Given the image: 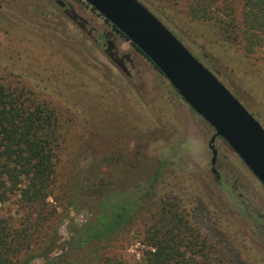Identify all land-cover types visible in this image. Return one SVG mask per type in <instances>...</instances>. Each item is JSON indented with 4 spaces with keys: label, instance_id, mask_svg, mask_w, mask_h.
<instances>
[{
    "label": "rangeland",
    "instance_id": "374dc122",
    "mask_svg": "<svg viewBox=\"0 0 264 264\" xmlns=\"http://www.w3.org/2000/svg\"><path fill=\"white\" fill-rule=\"evenodd\" d=\"M139 1L264 127V39H254L246 50L245 42L223 41L217 25L192 20L183 3ZM0 82L32 92L60 122L49 200L57 211L55 251L30 264H47L67 251L75 228L95 212L88 197L93 189L103 188V198L120 204L121 194H136L156 171L154 203L111 241L79 255L78 264L139 263L162 201L222 250L220 264H264V187L220 138L213 143L221 175L215 178L208 149L213 129L89 4L0 0ZM0 209L3 215L14 211L8 205Z\"/></svg>",
    "mask_w": 264,
    "mask_h": 264
},
{
    "label": "trees",
    "instance_id": "16d2710c",
    "mask_svg": "<svg viewBox=\"0 0 264 264\" xmlns=\"http://www.w3.org/2000/svg\"><path fill=\"white\" fill-rule=\"evenodd\" d=\"M162 1L183 3L192 20L217 25L223 41L245 42L246 50L253 46L254 39H264V0ZM236 4L240 5L238 13ZM68 17L81 28L72 13ZM60 139V122L53 108L38 102L23 87L0 82V204L14 207L9 215H3L0 209V264H30L34 258L54 254L56 231L52 223L57 211L49 200L54 195ZM159 177L156 171L146 187L139 185L136 194H121L124 200L120 204L103 198V188L93 189L88 194L95 201L90 221L76 227L67 251L51 257L47 264H78L79 255L88 249L92 253V248L111 241L129 219L154 203L153 189ZM157 208V228L146 235L142 260L136 264L223 262L222 250L215 248L187 215L167 201Z\"/></svg>",
    "mask_w": 264,
    "mask_h": 264
},
{
    "label": "water",
    "instance_id": "95a60500",
    "mask_svg": "<svg viewBox=\"0 0 264 264\" xmlns=\"http://www.w3.org/2000/svg\"><path fill=\"white\" fill-rule=\"evenodd\" d=\"M124 35L264 187V129L229 90L138 0H83ZM213 169V168H212ZM215 171V170H214Z\"/></svg>",
    "mask_w": 264,
    "mask_h": 264
},
{
    "label": "flooded vegetation",
    "instance_id": "af4514ba",
    "mask_svg": "<svg viewBox=\"0 0 264 264\" xmlns=\"http://www.w3.org/2000/svg\"><path fill=\"white\" fill-rule=\"evenodd\" d=\"M57 3L60 5V7L61 8H63V9H65L66 8V5L64 4V3H62V2H60V1H57ZM65 11V13H70V12H72V11H69L67 8L64 10ZM107 44H109V41L107 40ZM105 53H107L109 56L111 55V53H110V49L109 48H107V49H105ZM111 57V56H110ZM213 147H214V145H213ZM208 149H209V146H208ZM214 149H215V147H214ZM216 150V149H215ZM209 151L211 152V157H212V150L211 149H209ZM217 152V151H216ZM217 156V155H216ZM216 160V159H215ZM210 165H211V163H210ZM213 168V169H212ZM215 170V171H214ZM211 172L215 175V178L217 179V177L220 175V173H218V171L215 169V165L212 167L211 166ZM221 176V175H220Z\"/></svg>",
    "mask_w": 264,
    "mask_h": 264
}]
</instances>
